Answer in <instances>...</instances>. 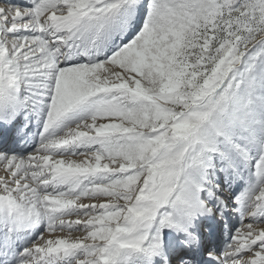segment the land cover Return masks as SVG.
<instances>
[{
    "label": "snow or ice",
    "instance_id": "obj_1",
    "mask_svg": "<svg viewBox=\"0 0 264 264\" xmlns=\"http://www.w3.org/2000/svg\"><path fill=\"white\" fill-rule=\"evenodd\" d=\"M0 264H264V0H0Z\"/></svg>",
    "mask_w": 264,
    "mask_h": 264
}]
</instances>
